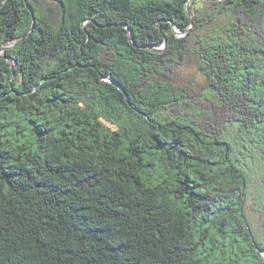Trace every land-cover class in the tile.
I'll list each match as a JSON object with an SVG mask.
<instances>
[{"label":"trees","instance_id":"obj_1","mask_svg":"<svg viewBox=\"0 0 264 264\" xmlns=\"http://www.w3.org/2000/svg\"><path fill=\"white\" fill-rule=\"evenodd\" d=\"M51 1L0 6V264H264V0Z\"/></svg>","mask_w":264,"mask_h":264},{"label":"rangeland","instance_id":"obj_2","mask_svg":"<svg viewBox=\"0 0 264 264\" xmlns=\"http://www.w3.org/2000/svg\"><path fill=\"white\" fill-rule=\"evenodd\" d=\"M38 1H40L44 7L47 6L53 7L52 4L53 1L51 0H38ZM178 35L180 36L181 33H178ZM12 44L13 43L9 45ZM191 64H192L191 62H186L179 65V67L176 70V77L178 78V80H181L186 84H189V86L192 87L194 90H198L200 86L204 85V79L203 76L194 67H190Z\"/></svg>","mask_w":264,"mask_h":264},{"label":"water","instance_id":"obj_3","mask_svg":"<svg viewBox=\"0 0 264 264\" xmlns=\"http://www.w3.org/2000/svg\"><path fill=\"white\" fill-rule=\"evenodd\" d=\"M5 2H7V0H5L3 3H5ZM24 2H25L26 7L29 9V11H30V13H31V15H32V24H31V28L29 29V31H30V30L33 29L34 24H35V23H34V22H35L34 14H33L32 9L29 7L28 3L26 2V0H24ZM3 3L0 2V6H2ZM186 9H187V13H188V15L191 16V13H190V10H189V7H188V6H187ZM176 33H181V35H183V33H182L180 30H176ZM28 34H29V32L24 36V38H25ZM21 41H22V39H20V40L17 41V42H14L12 45H7L6 48H8V47H13V46L19 44ZM164 46H165V42H164ZM161 49H162V48H158V49H157V48H154L153 50H154V51H161ZM69 69H70V68H69ZM48 79H49V78H42V79L39 80V83H41V82H43V81H46V80H48ZM107 80L110 81V82H113L112 79H110V78H108ZM39 83H38V84H39ZM113 83H114V82H113ZM38 84H37V85H38ZM116 86H117L121 91H124V89H123L122 86H120V85H118V84H116ZM36 87H37V86H36ZM126 100L128 101V98H127V97H126Z\"/></svg>","mask_w":264,"mask_h":264},{"label":"bare ground","instance_id":"obj_4","mask_svg":"<svg viewBox=\"0 0 264 264\" xmlns=\"http://www.w3.org/2000/svg\"><path fill=\"white\" fill-rule=\"evenodd\" d=\"M21 39H22V41H23L25 38H24V37H22Z\"/></svg>","mask_w":264,"mask_h":264}]
</instances>
